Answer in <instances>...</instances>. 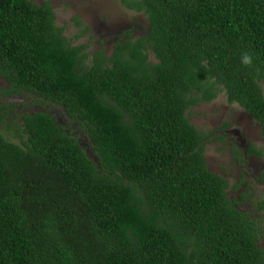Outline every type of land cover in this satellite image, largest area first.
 Listing matches in <instances>:
<instances>
[{"label":"trees","instance_id":"obj_1","mask_svg":"<svg viewBox=\"0 0 264 264\" xmlns=\"http://www.w3.org/2000/svg\"><path fill=\"white\" fill-rule=\"evenodd\" d=\"M122 2L148 25L107 53L48 0H0V264H264V198L229 197L189 115L225 92L264 140V0Z\"/></svg>","mask_w":264,"mask_h":264},{"label":"rangeland","instance_id":"obj_2","mask_svg":"<svg viewBox=\"0 0 264 264\" xmlns=\"http://www.w3.org/2000/svg\"><path fill=\"white\" fill-rule=\"evenodd\" d=\"M33 1L41 4L44 0ZM48 1L56 14V24L65 27L64 33L69 38L74 39L75 34L81 32V28L90 26V31L82 33L78 39H74V42L87 43V49L91 52L102 47L107 53H111L114 41L119 34L133 27V37L138 36L148 25L143 12L128 8L122 0ZM76 18L79 19L80 25L77 24ZM150 58L153 59L152 54ZM0 83L6 82L0 77ZM10 100L17 103L15 106L17 112L43 109L36 104L35 98L14 96ZM51 112L55 113L58 122L64 123L63 116L60 114L61 108L55 107ZM189 115L191 122L204 134L209 135L205 140V158L213 172L229 180V197H235L237 191L232 187L241 182L238 191L245 187L249 188L250 201L247 203L256 205L257 200L264 198V182L258 179L259 173L264 169V140L259 122L238 103L229 102L225 92H220L209 102L194 105ZM74 132L76 133L77 129ZM80 138L89 155L92 156L89 141L83 136ZM252 143L262 150L261 156L246 154ZM235 147L241 150L243 154L241 157H246V163L235 158ZM245 207L248 208L247 205Z\"/></svg>","mask_w":264,"mask_h":264},{"label":"clouds","instance_id":"obj_3","mask_svg":"<svg viewBox=\"0 0 264 264\" xmlns=\"http://www.w3.org/2000/svg\"><path fill=\"white\" fill-rule=\"evenodd\" d=\"M241 64H243L244 66H251L253 63V57L250 53L248 52H244L241 55Z\"/></svg>","mask_w":264,"mask_h":264},{"label":"flooded vegetation","instance_id":"obj_4","mask_svg":"<svg viewBox=\"0 0 264 264\" xmlns=\"http://www.w3.org/2000/svg\"><path fill=\"white\" fill-rule=\"evenodd\" d=\"M247 152V151H246ZM247 173V172H246ZM260 181V180H259Z\"/></svg>","mask_w":264,"mask_h":264}]
</instances>
